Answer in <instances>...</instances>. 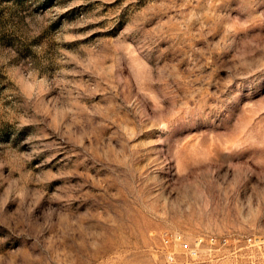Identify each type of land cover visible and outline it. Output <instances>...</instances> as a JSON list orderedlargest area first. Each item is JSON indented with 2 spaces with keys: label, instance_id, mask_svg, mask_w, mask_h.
I'll return each mask as SVG.
<instances>
[{
  "label": "rangeland",
  "instance_id": "374dc122",
  "mask_svg": "<svg viewBox=\"0 0 264 264\" xmlns=\"http://www.w3.org/2000/svg\"><path fill=\"white\" fill-rule=\"evenodd\" d=\"M175 231L264 260V0H0V264Z\"/></svg>",
  "mask_w": 264,
  "mask_h": 264
},
{
  "label": "built area",
  "instance_id": "2783aa9c",
  "mask_svg": "<svg viewBox=\"0 0 264 264\" xmlns=\"http://www.w3.org/2000/svg\"><path fill=\"white\" fill-rule=\"evenodd\" d=\"M257 240L234 232L187 237L175 231L163 235L161 250L165 264H264V260H254L251 253L242 252Z\"/></svg>",
  "mask_w": 264,
  "mask_h": 264
}]
</instances>
